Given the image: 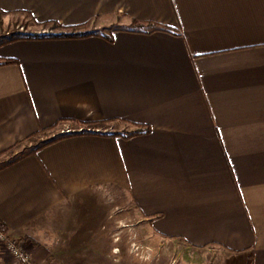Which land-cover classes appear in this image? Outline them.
Masks as SVG:
<instances>
[{
    "label": "crops",
    "instance_id": "0c3cea01",
    "mask_svg": "<svg viewBox=\"0 0 264 264\" xmlns=\"http://www.w3.org/2000/svg\"><path fill=\"white\" fill-rule=\"evenodd\" d=\"M17 23L100 34L0 46V161L114 125L0 163V218L38 262L109 192L201 264H264V0H0V35Z\"/></svg>",
    "mask_w": 264,
    "mask_h": 264
},
{
    "label": "rangeland",
    "instance_id": "374dc122",
    "mask_svg": "<svg viewBox=\"0 0 264 264\" xmlns=\"http://www.w3.org/2000/svg\"><path fill=\"white\" fill-rule=\"evenodd\" d=\"M113 126L108 127L114 129ZM53 131L24 140L10 150L8 159L39 144ZM8 159L3 158L0 163ZM121 203L120 199L108 192V198L97 199L96 204H91V210L84 206L73 216L61 218L63 228L69 231L66 235L70 236L73 228L82 232L75 233L74 238L65 239L70 248L63 253L55 249L56 253L50 255L51 264H201L215 261L210 260L211 255H203L200 250L181 240L160 237L145 225L138 227L135 209ZM101 212L107 217L101 216ZM85 228H89L90 233L84 238ZM224 263L231 262L225 259Z\"/></svg>",
    "mask_w": 264,
    "mask_h": 264
},
{
    "label": "built area",
    "instance_id": "2783aa9c",
    "mask_svg": "<svg viewBox=\"0 0 264 264\" xmlns=\"http://www.w3.org/2000/svg\"><path fill=\"white\" fill-rule=\"evenodd\" d=\"M29 28L22 23H17L12 27L4 30L6 35L16 34L19 32H28ZM36 32L52 31L49 28H41L35 30ZM109 130H113L108 126L93 125V124H78L74 125L71 122H63L60 129H56L51 133V136L57 134L67 133H85V132H101L105 133ZM50 136V137H51ZM0 249L6 260L7 264H41L38 262L32 251L26 246V244L19 238L12 236L6 229L4 221L0 218Z\"/></svg>",
    "mask_w": 264,
    "mask_h": 264
},
{
    "label": "trees",
    "instance_id": "16d2710c",
    "mask_svg": "<svg viewBox=\"0 0 264 264\" xmlns=\"http://www.w3.org/2000/svg\"><path fill=\"white\" fill-rule=\"evenodd\" d=\"M161 28L164 30H172L175 33H179L178 31L172 29L170 26L168 25H161ZM94 34H100L99 31H93V30H80L79 28H74L70 31L68 30H53V31H46V32H34V31H28V32H19L16 34H11V35H0V46L12 41H16L19 39H59V38H73V37H84V36H89V35H94ZM15 61L14 58H5V59H1L0 63H10ZM65 121V120H63ZM108 122H112L113 119H108L105 120ZM90 122H83L82 124H89ZM111 130L107 131L108 133ZM143 132V130H135L133 132L130 133V135H134L137 133H141ZM78 133V132H76ZM114 133H123V132H114ZM69 134H73V133H67V134H57L56 136H51L48 137L46 139H44L43 141H41L39 144L33 146L30 149H27L24 153H19L18 155H16L14 158H12V161H14L15 159H18L19 157H21L23 154L27 153V152H31L34 151L35 149L48 144L52 141H55L59 138H61L62 136L65 135H69Z\"/></svg>",
    "mask_w": 264,
    "mask_h": 264
}]
</instances>
